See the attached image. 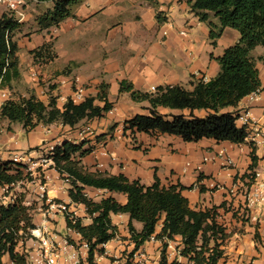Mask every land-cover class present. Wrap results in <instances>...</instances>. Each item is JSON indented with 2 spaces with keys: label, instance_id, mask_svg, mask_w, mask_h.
I'll list each match as a JSON object with an SVG mask.
<instances>
[{
  "label": "crops",
  "instance_id": "1",
  "mask_svg": "<svg viewBox=\"0 0 264 264\" xmlns=\"http://www.w3.org/2000/svg\"><path fill=\"white\" fill-rule=\"evenodd\" d=\"M193 1L80 0L72 5L69 17L59 25L45 28L40 18L54 9V0H26L19 10L0 4V18L14 16L19 23L11 34L19 47V75L7 87L11 98L35 95L46 105L54 100L57 107L63 110L75 89L84 86V100L94 98L95 104L101 107L106 102L111 103V108L101 116L83 119L75 126L55 121L40 123L29 131L22 123L2 117L0 106V157L3 160L27 158L47 152L52 146L62 145L65 141L78 144L84 141L82 130L90 127L91 131L85 134L88 141L85 148L92 147V150L77 156L85 171L125 175L148 186L157 181L166 188L184 186L182 193L191 207L196 210L214 209L217 221L225 228L227 237L218 239L223 251L218 264H264V203L246 210L243 189L234 187V184L247 182L250 170L264 169L263 149L252 153L246 144L240 145L231 140L203 137L197 141H186L176 134L126 129V121L138 114L151 115L152 110L149 99H134L128 86L152 93L166 85L179 84L192 89L193 76L209 80L220 72L217 57L239 40L240 33L236 29L225 27L214 44L210 25L208 21L200 20L193 11ZM210 20L219 23L212 13ZM168 22L174 26L169 27ZM183 29L186 35L180 33ZM48 43V49L37 52ZM263 54L262 45L251 51L260 70L262 85L264 61L259 57ZM122 85L126 89L122 90ZM247 105L249 101L245 96L236 106H229L224 111H238ZM250 105L253 115L264 121L262 103ZM157 111L169 118L191 113L190 109L167 106H158ZM193 113L206 117L208 110L195 109ZM17 131L28 134V147L23 148L19 142L7 147ZM220 152H223L222 156L205 161L206 156H215ZM45 168L49 176L46 185L48 197L56 203L66 204L82 219L83 224H91L93 217L88 214L86 205L73 201L70 195L72 186L62 180L61 173L51 162ZM84 192L95 201L109 196L122 204L128 201L125 193L108 189L85 186ZM9 194L0 186V201L8 202ZM43 202L47 207L42 208L39 204L41 211L33 210L34 223H43L57 239L68 234L81 245L82 250L85 249L82 235L68 227L65 212L51 208L48 201ZM253 216H257L258 220H254ZM164 218L165 214L153 237L136 249L129 229L130 214L112 212L111 219L118 228L117 235L100 245L105 248L107 256H101L98 264H119L122 260L112 261L109 257L127 248L128 252H133L131 260L135 264H159L166 242L168 257L171 253L168 262H173L174 248L184 244L180 235L169 241L156 237L162 230ZM53 220L59 221L63 234L54 232L56 225ZM133 225L138 231L144 226L136 219H133ZM36 248V239H28L18 246L22 252H34ZM139 251L146 253L145 259H139ZM177 260L182 264L188 262L185 256Z\"/></svg>",
  "mask_w": 264,
  "mask_h": 264
},
{
  "label": "trees",
  "instance_id": "2",
  "mask_svg": "<svg viewBox=\"0 0 264 264\" xmlns=\"http://www.w3.org/2000/svg\"><path fill=\"white\" fill-rule=\"evenodd\" d=\"M54 1V9L40 18L44 28L59 25L72 14V5L80 0ZM191 7L200 20L208 21L214 44L225 27L236 29L240 33L239 40L217 57L220 72L209 80L193 76L192 89L179 84L166 85L152 93L128 86L134 99H149L152 110L151 115L138 114L126 121V129L176 134L186 141L209 137L220 141L243 142L246 131L237 125L238 111L224 109L236 106L242 98L262 85L260 70L251 51L258 45L264 47V0H194ZM211 13L218 18L219 23L210 20ZM18 24L14 16L4 15L0 18V77L4 87H8L12 79L19 75V47L11 35ZM49 47V43L44 44L37 52ZM259 59L264 61V54ZM121 89L126 87L122 85ZM94 101V98H87L75 103L69 99L62 110L54 100L46 105L35 95L20 99L10 97L2 104L1 115L11 122L22 123L27 131L40 123L55 121L75 126L81 120L101 116L111 108L110 102L101 107ZM158 106L190 109L191 113L188 116L179 114L169 118L157 111ZM195 109H206L208 114L206 117L196 116L193 113ZM87 142L84 140L75 144L65 141L56 146L52 155L55 167L72 178L70 195L73 201L84 203L88 214L93 217V222L89 225L83 224L81 218L73 222L67 217L68 227L76 229L88 243V256L83 264H96V254L105 251L100 245L116 236L118 228L112 222V212L130 214L129 229L136 249L155 234L156 227L165 214L162 230L156 235L157 238L173 239L180 235L184 244L183 255L195 260V264H218L223 255L218 239L225 236V228L217 221L214 209L192 208L188 198L182 193L185 188L182 185L166 188L157 181L148 186L140 180H130L125 175L85 171L77 156H83L92 150V147L85 148ZM24 168L27 166L23 163L0 157V185L12 188L13 184L20 181L32 180L30 172H26ZM85 186L125 193L128 201L122 204L113 196L95 201L84 192ZM25 198V193H20L12 203L0 201V264H10L5 260L6 256H9L11 264H29L26 253L18 249L21 242L25 243L32 237L31 230L36 227L33 221L35 207L26 204ZM133 219L143 223L141 231L133 225ZM212 241L215 244L210 246ZM166 247L167 243L164 244V250ZM160 264H169L164 251Z\"/></svg>",
  "mask_w": 264,
  "mask_h": 264
},
{
  "label": "built area",
  "instance_id": "3",
  "mask_svg": "<svg viewBox=\"0 0 264 264\" xmlns=\"http://www.w3.org/2000/svg\"><path fill=\"white\" fill-rule=\"evenodd\" d=\"M24 3H26V0H0V4H6L12 10H19V8ZM168 25L169 27L174 26L173 23L171 22H168ZM180 33L183 35H186L187 32L185 29H183V30H180ZM34 75L36 76L37 73L35 72ZM202 78L205 79L204 77ZM153 89H156V87H153ZM84 91H85L84 86L77 87L74 93L72 94V96L70 97V99H72L75 103L82 102L84 100ZM247 97H248L249 105L244 106L240 110H238V115H237V120H236L239 127H243L245 129L246 136L243 142H238V143L240 145L246 144L250 148L251 152L255 153L258 149L264 150V121L253 115L252 106L250 104L260 102L262 103L264 107V84L257 87L251 93H249ZM9 98H10L9 89L2 85V78L0 77V106H2L4 101ZM90 131H91L90 127H87L84 130H82L81 132L82 140H86L85 134H87ZM56 146L57 145L52 146L46 152L49 154L47 158H43L41 162H36V164L39 165L37 170L36 169L34 170L32 165L27 166L26 169H27V172H30L31 176L33 177L32 180L36 179L34 177L35 176L37 177L38 176L37 171L39 172V176L37 179L38 181L37 185L39 188L38 199H41L42 202L48 201L50 203L51 208H57L61 210L62 212H65L66 218L69 217L73 222H75L78 219L76 212L69 210L66 204L56 203L55 201L51 200L48 197V191H47L46 185H47V180L49 179V176L45 172V169H46L45 166L51 162L55 167V163H54L52 155L55 151ZM220 155L222 156L223 152H220L215 156H206L204 159L205 161H209V160L216 159ZM23 159H26V158H20V159L16 158L15 160L22 161ZM228 162H230V160H228ZM61 177L65 183H68L73 187L72 178L66 172L61 173ZM24 182L25 181H20L16 184H13L12 188L15 187L16 185L22 186ZM0 186L4 187L7 192H10L11 190L9 185H4V186L0 185ZM235 186L237 189H240V188L243 189V195L245 198L244 206L246 210L250 211L253 207L257 205L258 206L262 205L264 203V169L255 168V169L250 170L249 176L247 178V182L245 184H234V187ZM22 187L25 188V185H23ZM14 201L15 200L12 199V201H10L9 203H12ZM25 203L28 205H31L28 202V200H26V198H25ZM252 218L254 220H258L257 216H253ZM38 226L39 228H37ZM70 230L74 232H78L74 228H70ZM47 232L49 233L48 236L46 235ZM31 233H32V237L29 239L37 240V248L34 250V252L24 251V253H26V257L28 259L29 264H83L84 261L87 259V257H85L84 261L82 262V260L80 259L81 258L80 252L78 251L77 247L74 244H70L67 240L61 241L60 239H57L56 236H54V233H51V231L47 230V228L45 227L43 223L40 225H36V227L31 230ZM153 235L151 236V238L153 237ZM165 240L169 241L171 239L166 237L162 241H165ZM104 244L106 243H103L102 245ZM84 247L86 249L87 256H88L89 247L86 241H84ZM85 249H83V252H85ZM182 249L183 247L174 248L172 252L175 256V260H173V262L176 264H182L180 261L177 260V258L181 256H185L182 254ZM105 251L103 253H105ZM137 256L139 257L140 260H143L146 258L147 255L144 251H139ZM170 256H171V253L169 254V257ZM169 257L167 255V260L169 259ZM185 257L188 259L187 264H195V260L191 259L188 256H185Z\"/></svg>",
  "mask_w": 264,
  "mask_h": 264
},
{
  "label": "rangeland",
  "instance_id": "4",
  "mask_svg": "<svg viewBox=\"0 0 264 264\" xmlns=\"http://www.w3.org/2000/svg\"><path fill=\"white\" fill-rule=\"evenodd\" d=\"M15 134H16V136H14L13 138L10 139L7 147L9 148L10 146H12L13 143H16V142L21 143L22 144L21 146H23V148L28 147V145H29L28 134L25 133V132H23V131H17V132H15ZM35 148H37V147H34V149ZM48 156H49V154L44 151L42 154H39V155L38 154H34V156L27 157L26 159H23L22 161L21 160H15V159L14 160H11V161H15L17 163H23L25 166H29V165L31 166L32 165L33 166V169L34 170L35 169L37 170L38 167H39V165L36 164V162H41V160L43 158H47ZM24 170L27 172V169L26 168H24ZM37 175L39 176V172L38 171H37ZM38 176L37 177L36 176L34 177V178H36V179H34L36 181H34V180H25L24 184H22V186L25 185V188L22 187L21 185H16L15 187L11 188L10 194L8 196V202H6V204H9V202L12 201V199L15 200L16 197H17V195H19L20 193H25L26 200H28V202L31 205H33V207H35V210L37 212H40L41 211L40 209H38L39 206L42 207V208L43 207H47V205L44 204V202H42L41 199H38V195H39V192H38L39 189H37V187H38V185H37ZM16 193H17V195H16ZM33 213H34V211H33ZM53 222L56 225L55 228H54V232L56 234H63V230L59 226V221L58 220H53ZM37 228H39V226ZM56 228H60V230H56ZM46 235L48 236L49 233L47 232ZM224 235L225 236H223V237L221 236L219 238V240L220 239H225L227 237L226 231H225V234ZM60 240L61 241L62 240H67L70 244H74L77 247L78 251L80 252V257H81L80 259L82 260V262L84 261V258L87 257V255H86V249H85V252H83V250L80 249L81 245L80 244H77L75 242V240L71 236H69L68 234H65L62 238H60ZM210 244L213 246L215 244V242L212 241ZM219 248H220V245H219ZM163 251L166 253V257H167V255H168L167 254V250H163ZM96 255H97L96 256V264H98V261H100L99 258L101 256H105V257L107 256L106 253H99V252ZM132 256H133V252H131V251L128 252V248H127L125 251L121 252L120 254L111 256L109 258L112 261L122 260V262H119V264H135L131 260V257ZM161 259H162V257L159 260V264L161 263ZM5 260L8 263L11 264L10 259L8 258V256L5 257ZM86 260L84 261V263L86 262ZM172 263L173 262H171L169 264H172Z\"/></svg>",
  "mask_w": 264,
  "mask_h": 264
},
{
  "label": "bare ground",
  "instance_id": "5",
  "mask_svg": "<svg viewBox=\"0 0 264 264\" xmlns=\"http://www.w3.org/2000/svg\"><path fill=\"white\" fill-rule=\"evenodd\" d=\"M38 232V231H37Z\"/></svg>",
  "mask_w": 264,
  "mask_h": 264
}]
</instances>
